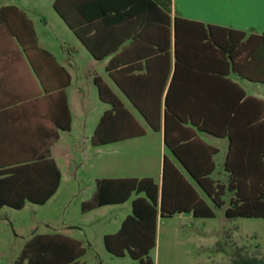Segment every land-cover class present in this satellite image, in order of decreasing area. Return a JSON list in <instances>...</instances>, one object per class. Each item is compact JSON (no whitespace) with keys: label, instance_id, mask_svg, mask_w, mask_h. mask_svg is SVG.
Wrapping results in <instances>:
<instances>
[{"label":"crops","instance_id":"0c3cea01","mask_svg":"<svg viewBox=\"0 0 264 264\" xmlns=\"http://www.w3.org/2000/svg\"><path fill=\"white\" fill-rule=\"evenodd\" d=\"M151 1L161 10L151 22L111 20L97 22L90 30L85 25L78 27L82 36L93 37L89 38V44L96 53L102 54L114 49L111 53L96 58L55 12L53 0L50 1L48 11L36 7H19L0 0V180L5 179L9 174L6 171L14 166L29 164L36 159L41 163L31 172L20 170L16 180L12 182H1V194L9 203H21V206L14 208L6 204L0 205V210L3 209L5 214L0 216V220L11 210H18L26 205H41L56 193L62 178L59 156L69 159L80 135L81 140L89 142L100 115L110 107L108 103L98 99L92 81L94 76L109 88L121 106L144 130L139 136L92 145L105 147L108 155L107 162L102 166L106 173L94 180V187L97 179L122 177H150L158 184L162 159L165 157L204 202L210 203L163 143L162 130L152 131L148 127L136 107L110 79L105 65L110 59H115L121 62V66H127L128 72L124 75L129 79L128 90L133 93L156 94L160 91V113L164 93L172 75L175 80L171 81V92L175 93L173 101L177 107H183L187 102L186 93L199 94V91L206 88H215V100L227 107L239 108L242 124L248 112L247 104L239 106L242 99L252 97L264 102V35L261 39L253 40L256 41V47L251 58L241 57L238 65L240 73L232 70L226 63L221 66L225 69L224 75L212 74L215 77H211L212 82L207 83L204 79L206 76L197 69L200 65L199 58L195 59V56L182 49L178 53L174 70L176 57L171 22L174 17H178L243 32L244 37L249 34L259 36L264 30V5L260 0ZM165 18H168V25L165 24ZM49 25H55L57 33L52 31L53 34L45 35ZM186 61L192 65L186 67ZM240 93L242 97L239 99ZM191 95H187L190 102L199 100V95H196V99ZM137 100L141 102L139 97ZM185 126H189L188 123L181 124L180 129ZM190 128L195 130L192 126ZM153 135L157 136L159 147L158 153L152 158L148 145L155 141ZM195 135L203 143L216 149L212 155L214 167L208 176L218 180L219 175L224 174L222 162L227 147L226 137H215L197 130ZM174 140L176 137L172 141ZM50 162L54 165V172ZM55 171L58 173L55 190L43 203L21 197L26 188L37 190L34 196L41 197L55 182ZM137 172L142 173L133 175ZM138 195L142 193H131L121 203L101 205L93 209L120 205L130 199V214L131 201ZM128 214L122 217L116 230ZM179 214L190 213L179 212L171 216ZM161 218L163 217L157 215L156 227Z\"/></svg>","mask_w":264,"mask_h":264},{"label":"trees","instance_id":"16d2710c","mask_svg":"<svg viewBox=\"0 0 264 264\" xmlns=\"http://www.w3.org/2000/svg\"><path fill=\"white\" fill-rule=\"evenodd\" d=\"M52 7L63 22L73 31L93 57L99 58L114 51L113 48L98 54L89 44V38L82 36L78 27L85 25L89 30L97 22L111 20L151 22L161 12L151 0H53ZM173 49L175 55L174 70L177 66L178 53L182 49L189 55L199 58L197 67L212 82V74L224 75L229 67L240 73L238 65L241 57H252L256 41L264 35H247L243 32L214 25L174 17L172 19ZM168 25V18H165ZM95 33V29L93 30ZM167 33V28H166ZM254 44H251V43ZM186 67L192 63L186 61ZM110 59L105 70L110 79L126 98L134 105L152 131L162 130L163 143L169 148L177 162L186 171L194 184L215 207H223L225 218L264 217V102L252 97L243 98L242 107L248 106L247 117L240 122L239 108L227 107L215 100V88L209 87L199 94H185L183 107H177L175 93L171 92L172 75L163 97L160 113L159 97L156 94L133 93L128 90L129 79L124 74L127 66ZM223 82H228L221 79ZM92 81L96 87L97 97L110 105L100 115L90 136L91 145H102L144 133L130 113L121 106L119 100L109 88L97 77ZM230 83V82H229ZM161 89V87H159ZM191 95L199 100H188ZM137 97L141 100L139 102ZM242 93L239 94V99ZM189 101V102H188ZM189 126L181 128V124ZM193 127L192 128L190 127ZM203 131L215 137H226L227 147L222 162L225 182L209 178L213 170L212 155L216 149L203 143L195 131ZM176 137V140L172 141ZM39 160L29 164L14 166L6 171L8 174L1 182L16 180L20 170L31 172L39 166ZM51 170L54 165L50 162ZM27 175L31 176V173ZM55 182L41 197L34 196L35 189H25L21 197L35 203H43L55 190ZM1 186V185H0ZM142 193L131 201L130 214L121 221L114 233L102 236L105 250L114 255L127 254L128 264H150L146 257L155 245L156 218L169 217L174 213H190L192 217H211L212 211L198 195L192 185L184 179L176 167L165 157L162 159L161 179L157 184L150 177L101 178L95 181L92 196L80 203L81 211L95 207L121 203L129 195ZM227 195L226 200L223 197ZM19 208L21 203L11 204L0 192V205ZM82 252L80 243L60 233H31L12 264H79L77 258ZM228 264H264V256L256 257L235 253Z\"/></svg>","mask_w":264,"mask_h":264},{"label":"rangeland","instance_id":"374dc122","mask_svg":"<svg viewBox=\"0 0 264 264\" xmlns=\"http://www.w3.org/2000/svg\"><path fill=\"white\" fill-rule=\"evenodd\" d=\"M6 1L19 7L48 11L51 0ZM46 28L45 35L57 31L55 25ZM153 136L155 141L148 145L152 158L159 147L157 136ZM81 139L80 135L69 159L58 158L62 178L54 195L41 205L11 210L0 220V264H12L31 233L53 232L80 243L79 264L131 262L127 254L114 256L108 253L102 242L103 233L114 232L122 217L129 213L130 199L120 205L87 211L80 209V203L88 200L94 192V180L105 175L102 166L108 160L105 147L92 146ZM217 181L225 182V175H219ZM223 198L226 200L227 195ZM207 205L212 211L211 217L179 214L158 221L155 245L146 255L150 264H228L235 253L264 256V217L225 218L223 207ZM4 215L1 209L0 216Z\"/></svg>","mask_w":264,"mask_h":264},{"label":"snow or ice","instance_id":"6c2138e0","mask_svg":"<svg viewBox=\"0 0 264 264\" xmlns=\"http://www.w3.org/2000/svg\"><path fill=\"white\" fill-rule=\"evenodd\" d=\"M207 2V0H205ZM261 4L264 5V0H260Z\"/></svg>","mask_w":264,"mask_h":264}]
</instances>
